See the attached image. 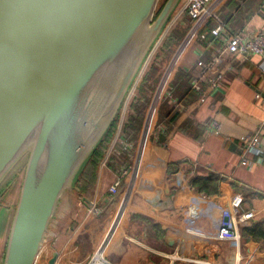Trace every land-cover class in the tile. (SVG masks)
I'll return each instance as SVG.
<instances>
[{"label":"crops","instance_id":"crops-1","mask_svg":"<svg viewBox=\"0 0 264 264\" xmlns=\"http://www.w3.org/2000/svg\"><path fill=\"white\" fill-rule=\"evenodd\" d=\"M219 18L231 33L243 32L252 37L264 31V0H241L236 8L227 0ZM212 20L216 23L214 29L218 21ZM206 27L202 32L205 40L195 42L180 65V70L191 75L189 91L183 93L181 100L172 96L171 88V96L164 100L179 116L167 125L161 118L162 108L159 110L146 150L142 149L145 153L134 193L123 211V195L112 196L108 189L128 165L121 161L118 167H112L102 162L93 198L80 197L78 192L71 191L60 205L58 224L45 251L47 257L57 254L55 264H90L100 249L108 264H264V240L254 241L243 230L238 246L228 239H217L222 218L217 206H224L234 194H242L245 209L255 211L252 225L264 221L262 58L258 55L235 58L220 91L199 101L193 88L196 82L193 70H198L199 60H209L225 39L224 35L212 38L211 31L208 39ZM215 122L220 126L218 130L213 126ZM256 131L262 136V156L251 157L257 162L253 168L242 167L244 137ZM116 135L117 132L113 141ZM122 135L119 133L116 145L123 140ZM111 146L112 143L108 151ZM132 147L128 151L131 161ZM213 175L219 180L217 193L208 200L197 201L187 188L176 192L179 180L188 185L195 178ZM2 203L0 264L14 210L10 202Z\"/></svg>","mask_w":264,"mask_h":264},{"label":"water","instance_id":"water-1","mask_svg":"<svg viewBox=\"0 0 264 264\" xmlns=\"http://www.w3.org/2000/svg\"><path fill=\"white\" fill-rule=\"evenodd\" d=\"M181 1L0 0L5 195L23 172L1 264H36Z\"/></svg>","mask_w":264,"mask_h":264},{"label":"built area","instance_id":"built-area-1","mask_svg":"<svg viewBox=\"0 0 264 264\" xmlns=\"http://www.w3.org/2000/svg\"><path fill=\"white\" fill-rule=\"evenodd\" d=\"M226 1L227 0H182L178 12L174 15L166 27L161 40H163L164 37H166L174 29L178 22H180L185 16H188L191 21V27L187 35L181 41L180 45H178L173 58L171 59L168 66L164 69L165 72L162 75V79L157 86L150 105L148 106L139 139L137 141L138 145L137 150L134 153V162L129 164L127 167L124 166L121 176L108 189L109 194L112 196L123 195L122 198H124V206L122 207L121 211H123L124 207L126 206V202L129 199L128 197L134 190L136 177L140 168L139 165L143 159L154 126L156 125L162 102L167 97L171 96L170 81L173 73L176 67L182 62L188 49L196 41L205 40L202 32L212 19L218 21V25L211 31V35L215 38H221V36L224 35L225 39L222 41L219 47L215 48L214 53L209 60H199L197 63L199 72L195 76L196 82H194L193 88L197 92L198 100L204 101L206 97L220 91L226 74L232 70V61L239 56H245L246 58L252 55L260 56L262 58L260 69L262 72H264V31L258 32L252 37L246 36V34L243 32L231 33L228 26L225 25V23L219 18V11ZM256 98L260 99L261 97L260 95H256ZM127 106L128 103L125 107ZM125 118H123L122 122L119 123L117 135L112 142V146L106 154L103 163H107L112 154H116L117 156L120 155V151H118L115 146L119 139V133L122 132ZM213 126L217 130L220 128L216 122L213 124ZM263 127L261 129H263ZM119 141L126 147L129 146L124 140ZM244 144V151L240 163L242 167L251 169L254 167L255 163H257L256 161H253L251 157H257L260 159L259 157L262 156L261 133L256 131L246 135L244 137ZM143 147L145 149L144 152H142ZM126 178L129 180L126 181ZM176 188L178 189L176 191L177 193L184 188H187L195 194V199L197 201H199V199L208 200L212 198L210 195L200 192L195 187H193L191 182L188 185H184V182L179 180V186ZM196 200L195 202H197ZM217 208L222 214V218L219 223L217 239H228L234 246H238V243L243 238L240 231L252 226V223L256 218L255 211L252 209H245V199L242 194L238 193L234 194L230 199H228L224 206H217ZM57 224L58 223L56 221L51 228L54 229ZM51 234H53V230L48 232L47 241ZM200 236L205 238H213V236L206 234H200ZM55 254L56 253H54L53 256ZM53 256H48L46 261L50 262ZM98 257H100L103 263L97 261ZM90 264H108L102 256L101 249L91 260Z\"/></svg>","mask_w":264,"mask_h":264},{"label":"trees","instance_id":"trees-1","mask_svg":"<svg viewBox=\"0 0 264 264\" xmlns=\"http://www.w3.org/2000/svg\"><path fill=\"white\" fill-rule=\"evenodd\" d=\"M241 0H230L232 7L236 8V4L239 3ZM239 5V4H238ZM161 9L159 8L158 13ZM227 23V21H226ZM216 25V23L211 20L205 30L206 37L211 39L210 31H212L213 27ZM212 29V30H211ZM184 34V31L181 30H174L171 35L167 38L165 45L163 46V49L165 48L166 51L171 54V52L174 50L175 46L178 44V42L181 40L182 36ZM212 38H214L212 36ZM190 59V58H189ZM196 65V63H195ZM161 67L158 66V64L153 62L149 70L147 71L144 81L142 85L138 88L139 97H135L131 104H130V112L122 129V139L125 141L126 144L129 146L126 147L122 143H119L116 145V148L118 151H120V155L117 156L116 154H112L110 159L108 160V163L112 167H118L119 164H121V160L128 161L129 158V150H131V146L134 147V145L137 143L140 135V131L143 125L144 121V113L145 110H147L148 101H149V91L153 89L155 86ZM194 71V72H193ZM192 72L196 75L199 72L198 70H193ZM190 73H187L185 70H179L178 74L176 75V79L171 85L172 88V96H178L180 99H183V93L186 94L189 90L187 87L188 80L190 78ZM162 111H161V118L162 121L165 122L167 125L172 124L175 122L177 117L179 116V113L177 110L170 108L168 105V101H164L162 103ZM117 119L113 125L111 126L110 130L108 131L107 135L101 142V144L98 146L97 150L95 151L94 155L90 159V161L85 166L84 170L82 171L77 183L76 187L78 188V195L80 197H86V198H93L97 179H98V170L100 167V164L103 162L107 151L113 141V138L117 132L118 128V122ZM132 147V148H133ZM133 155V153H132ZM131 155V156H132ZM130 164V161L128 162ZM126 165H129V164ZM218 177L213 175L209 178H195L192 181V186L195 187L200 192H203L207 195H213L217 192V183H218ZM188 208V207H187ZM186 208V210H187ZM189 212V208L187 210ZM192 211L195 212L194 208ZM189 214V213H188ZM243 234L254 241H261L264 240V221L254 223L252 226L243 229Z\"/></svg>","mask_w":264,"mask_h":264},{"label":"rangeland","instance_id":"rangeland-1","mask_svg":"<svg viewBox=\"0 0 264 264\" xmlns=\"http://www.w3.org/2000/svg\"><path fill=\"white\" fill-rule=\"evenodd\" d=\"M166 2V0H161L160 2V5H159V8L161 9L164 5V3ZM181 6V3L179 4L178 8L176 9V12H174L173 14V17L174 15L178 12L179 8ZM159 10V9H158ZM172 17V18H173ZM191 27V21L189 19L188 16H185L180 22H178V24L174 27V29L166 36L164 37L163 40H160V42L156 45V47L154 48L151 56H150V59H149V62L147 64V66L145 67V69L143 70L142 74H141V77L140 79L138 80L135 88L133 89L132 91V95H130V101L127 102L128 103V106L131 104L132 100L135 98V97H139V92H138V88L142 85L143 81H144V77L147 73V71L149 70V68L151 67V65L153 64V62L156 61V63L158 64V66L161 67L160 69V72H159V77H158V80L155 84V86L153 87V89L151 91H149V101H148V106L150 105L151 103V100L153 98V95L155 94L156 92V89H157V86L159 84V82L161 81L162 79V75L163 73L165 72L164 69L168 66V64L170 63L171 59L173 58L174 54H175V51L176 49L178 48V45H180L181 41L185 38V36L187 35L189 29ZM181 30L182 32L184 31V34L181 38V40L178 42V44L175 46L174 50L171 52V54H169L166 49L164 48L163 49V46L165 45L166 43V40L167 38L171 35V33L174 31V30ZM197 42V41H196ZM195 44V43H194ZM194 44L188 49L187 53L188 54L190 52V50L193 48ZM185 54V55H186ZM184 55V56H185ZM180 65L181 63L176 67L174 73H173V76L171 78V85L173 84V82L175 81L176 79V75L178 74L179 70H180ZM148 106L146 109H148ZM162 106V105H161ZM161 109V107H160ZM159 109V110H160ZM130 111V107H123L119 116H118V122H122V119L125 118V116L129 113ZM146 111L145 110V113H144V118H145V115H146ZM127 118V116H126ZM119 123H118V126H119ZM118 129V128H117ZM137 143L134 145L133 147V152L135 153L136 150H137ZM135 159V158H134ZM131 159H129L128 161H124V160H121V161H124L125 164H127L129 161L131 162L130 164H132L134 161H131ZM129 164V163H128ZM22 176H23V172H21L20 176L17 177V182H16V185L14 186V188L7 194L5 195V192H4V187L0 189V195L3 196V198H1L0 202H3L4 200V203L7 204L8 202H10L9 204L12 205L13 204V208H14V205L16 204L17 200H18V195H19V190H20V186H21V180H22ZM134 189H135V185H134ZM134 192H132L133 194ZM131 194V195H132ZM131 195L128 197L130 198ZM57 223H58V219H57ZM50 230H53V228H51ZM48 243L47 245H45L44 247V250L42 251L41 255H40V258H38L36 264H49L47 261H46V258H47V252H45L47 250V247H48ZM97 254V253H96Z\"/></svg>","mask_w":264,"mask_h":264},{"label":"bare ground","instance_id":"bare-ground-1","mask_svg":"<svg viewBox=\"0 0 264 264\" xmlns=\"http://www.w3.org/2000/svg\"><path fill=\"white\" fill-rule=\"evenodd\" d=\"M47 243H48V241L46 240V242H45V244H44V247H45V245H47ZM44 247H43L42 251L44 250ZM41 253H42V252H41ZM41 253H40V255H41ZM39 258H40V256H39ZM97 261L103 263L100 259H98Z\"/></svg>","mask_w":264,"mask_h":264}]
</instances>
